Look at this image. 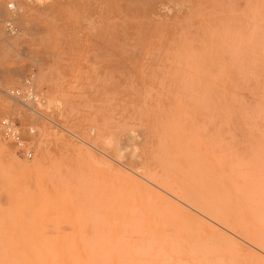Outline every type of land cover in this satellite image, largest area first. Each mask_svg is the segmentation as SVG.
Wrapping results in <instances>:
<instances>
[{"label":"rangeland","instance_id":"rangeland-1","mask_svg":"<svg viewBox=\"0 0 264 264\" xmlns=\"http://www.w3.org/2000/svg\"><path fill=\"white\" fill-rule=\"evenodd\" d=\"M199 1L0 0L3 16L11 14L6 8L8 2L17 8L16 31L9 33L4 25L0 26V42L6 40L9 46L0 58V87L9 90L29 85L35 96V100L21 103L0 90V118L15 121L33 150L27 158L23 149L0 135L2 238L13 232L31 233L38 239L15 243L81 247L93 243L108 247L119 237L120 221L139 214L146 228L156 235L173 234L174 227L167 232V221L172 220L159 210L166 193L155 179L143 175L146 170L160 172L165 165L154 155L164 147L168 154L176 152L180 142L176 145L175 135H183L184 131L196 133L195 143L201 155L208 157V170L210 157L221 155L212 174L231 171L242 176L236 175L235 181L249 174L250 165L237 163L242 153L230 149L228 127L235 120L224 113L217 117L211 110L203 111L198 91L206 88L207 100L212 93L226 106L237 107L243 93L250 100L246 90L237 83L231 85L228 79L241 65L237 53L250 51L253 25L260 23L253 17L263 0H206L204 33ZM260 88L250 86L253 91ZM260 91L263 96L264 90ZM254 103L250 101V113L239 124L252 128L263 123ZM40 126L47 130L42 154L37 146ZM28 128H33L31 134ZM213 134L224 138L219 146L208 144ZM157 139L165 146L161 141L158 146ZM164 153L159 156L165 162L170 155ZM8 159L12 160L11 166L3 164ZM35 162L38 166L31 168ZM231 185L224 182L223 191L231 193ZM121 190L123 195L118 194ZM229 203L235 205L238 201L235 197ZM109 206V210L105 208ZM102 220L109 224L104 226ZM158 221L167 228L163 229ZM5 238L0 244L8 243ZM242 249L247 251L244 246Z\"/></svg>","mask_w":264,"mask_h":264},{"label":"bare ground","instance_id":"bare-ground-1","mask_svg":"<svg viewBox=\"0 0 264 264\" xmlns=\"http://www.w3.org/2000/svg\"><path fill=\"white\" fill-rule=\"evenodd\" d=\"M205 3L206 0L199 1L200 8L202 9V16L200 14V23L203 33L205 19L206 17L208 18V16H205L204 12ZM253 19L255 20V22L258 21L260 23H256L255 25H253L252 35L250 36L252 42H250V51L248 49L242 50L237 53L236 58L242 59L241 65L237 68V70H235L236 73L234 72L235 74L228 79L231 85L237 83L240 85L238 87L246 90L248 95L251 96L250 100L247 101V98H245L246 94L243 93L242 95H240V101L237 107L232 105L226 106L215 100L214 96L211 93V99H208L211 104H209V101L206 98L208 97L206 94V88L200 86L201 88H199L198 91V95L200 96L201 100V109L203 111L211 110V113L217 117H221L224 113L225 116L230 117L231 120H235L236 123L231 127H228V131H231L230 149L231 151H235L236 154H238L237 152L242 153L241 155H238L239 157L237 158V163L251 166L249 168L251 170L248 175L246 174L243 176V178L235 181L233 180V178H236V175L240 177L242 176L239 174L235 175L231 171H221L212 174L213 171L211 170L214 169V165L215 167L218 165L221 160V155H216L215 158L213 157V155L212 157H210V168L208 170V157L205 154L201 155V151L199 150L200 147L197 146L198 142L195 143V132L190 133L184 131L183 135H175V139L177 140L179 138V140H175L174 142H177V144L175 143L176 145H178V142H180V146L176 152H172L171 154H168V152L165 150L166 148L164 147V143L161 140L157 139L158 146L161 147V145L159 144L163 143L164 149L161 148L163 151L160 150L159 154L157 153L158 155H156L155 153V155H153L155 157L158 156L160 162L162 161L165 166L161 165L162 169L158 173H151L149 170H146L143 176H145V178L147 179H155L158 187L166 193V201L161 203L159 210L161 212H165L170 220H172L171 222L167 221L170 223V225L168 224L169 231L167 232H171L172 228L174 227L172 232L174 231L175 233L173 232V234L171 233L156 235V233L153 232V229L149 230L146 228V224L140 214L136 216L128 215L120 221L122 225V227H120L122 229H120V232L118 231L119 234L117 233L119 237L115 239V244L112 243L113 245L108 247L99 245V238H95L99 246H96L93 243L90 246L82 245V247L75 246L74 244L72 246H70L71 244H69V246H60L58 243L57 245H47L40 243L16 244L15 242L20 240L32 241L34 239H38V236L35 234L37 236L35 238L31 233L19 234L13 232L6 234V238L4 237L8 241V243L0 244V264H264V95L262 96V93L260 91L261 88L262 90H264V0L261 2L259 8L256 9ZM120 29L122 30V28ZM245 37L246 36H244V38ZM8 49L9 46L7 44V41L1 40L0 58L4 57L7 54ZM201 62L204 64L206 62V58ZM248 63L250 67L246 68V65ZM206 85L208 86V84ZM251 85H253L254 87L261 86V88L253 91L250 89ZM183 97L184 99L187 98V96ZM251 100L255 102L254 109H257V112H259L263 118V123L261 125H256L252 128L247 127L243 123H238L239 120L242 121V119H244L250 113L251 109L249 108V106ZM193 102H195V100ZM178 116H180V113L178 114ZM171 117L173 119V116ZM175 123H177V121ZM133 127L134 126L130 127L131 130H133ZM38 128L40 134L37 146H39V150L42 154L45 150H43V143L45 141V138L47 137V130L45 129V127L41 126ZM139 129L143 130L144 127H140ZM139 129H135L134 131H142ZM129 133L134 132L129 131ZM134 134L135 136L138 135L136 133ZM139 137L140 135L138 136V138ZM223 139L224 138L220 134H213L209 138L208 144H211V146H219L223 142ZM194 145H196V148L193 149ZM132 147L136 148L135 146ZM118 148L120 147L118 146ZM118 150L122 151V149ZM118 150L115 153L119 152ZM210 151L212 152V150ZM161 152H165L163 155H165L166 153L168 156L170 155L169 157L164 156V158L166 157V159L168 157L167 161L165 160V162L167 163L164 162L162 156H159ZM151 155L149 153V156ZM119 156L120 155H118L117 157ZM155 157L153 159L158 160V157ZM91 158L92 157L88 159L91 160ZM122 159H124V156ZM181 159L184 162V165H181ZM159 160L158 163H160ZM94 162H96V160H93L92 163ZM3 164L6 166H11L12 160L8 159ZM98 164L100 165V163ZM37 166L38 164L35 162L30 167L35 168ZM106 167H108V165H106ZM81 171L82 170H80V172ZM117 171L118 169L116 170V174H118ZM81 173L80 175L78 174V176H82ZM78 179L80 178L78 177ZM224 182L232 183L231 186H233V188L231 193L223 191L222 185L224 184ZM77 183V185L80 184L79 182ZM117 189L118 188H116V191ZM122 191L123 190L119 191L118 194H120ZM138 191H136L137 194ZM126 192L128 193V191ZM129 192L132 193L131 190ZM146 197L148 196H145V198ZM235 197L238 203H236L235 205H230L229 201H231V198L235 199ZM149 198L150 197H148V199ZM132 200L134 202V199ZM106 203L107 202H105V204ZM155 207H157V205ZM105 208L110 209L111 206ZM131 209L133 210L134 208ZM157 210L155 211L156 213ZM156 216H158V214H156ZM163 216L161 217V219H164L165 216ZM103 220L106 221V219L104 218ZM103 220L102 222L104 224ZM114 220L116 219L114 218ZM174 221H177V223H175ZM91 222L93 221L91 220ZM114 222L115 221H113L112 223L114 224ZM152 222L155 223V221ZM112 223L111 225H113ZM159 223H161L160 225L165 224L163 222ZM115 224H117V221L115 222ZM106 225L104 224V226ZM154 226H156V224ZM163 226L164 225H162L161 227ZM165 227L167 228V226H164L163 229ZM169 227H171V229ZM158 230H160V228ZM211 230L218 233L213 234ZM4 231L5 230H3V232ZM107 231L109 230L107 229ZM167 232L165 231L164 233ZM77 234L79 235V233ZM96 234H99L97 233V229ZM191 234L192 237L190 236ZM53 236L56 237V233ZM86 237V240L89 239L87 241H90V238H88V236ZM4 238H2V235L0 234V240ZM77 238L79 239L80 235ZM89 244L90 243H87L86 245ZM242 246L246 248V252H243Z\"/></svg>","mask_w":264,"mask_h":264},{"label":"built area","instance_id":"built-area-1","mask_svg":"<svg viewBox=\"0 0 264 264\" xmlns=\"http://www.w3.org/2000/svg\"><path fill=\"white\" fill-rule=\"evenodd\" d=\"M6 8L11 14L10 16H3L0 14V26L4 25L5 30L9 33H14L16 31L14 12L17 8L13 2H8ZM0 90L4 91L11 99L21 103H28L35 100L33 90L29 85L23 89L11 88L9 90H3L0 87ZM32 132L33 128H28V133L31 134ZM0 135L4 139L12 142L16 147L23 149L25 157L29 158L33 155V150L28 142L27 136L22 133L19 125L11 118H0Z\"/></svg>","mask_w":264,"mask_h":264}]
</instances>
